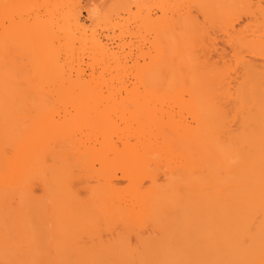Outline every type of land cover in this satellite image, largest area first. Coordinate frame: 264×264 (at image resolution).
<instances>
[{"label": "bare ground", "instance_id": "1", "mask_svg": "<svg viewBox=\"0 0 264 264\" xmlns=\"http://www.w3.org/2000/svg\"><path fill=\"white\" fill-rule=\"evenodd\" d=\"M0 264H264V0H0Z\"/></svg>", "mask_w": 264, "mask_h": 264}, {"label": "rangeland", "instance_id": "2", "mask_svg": "<svg viewBox=\"0 0 264 264\" xmlns=\"http://www.w3.org/2000/svg\"><path fill=\"white\" fill-rule=\"evenodd\" d=\"M84 16L86 17V12H84Z\"/></svg>", "mask_w": 264, "mask_h": 264}]
</instances>
